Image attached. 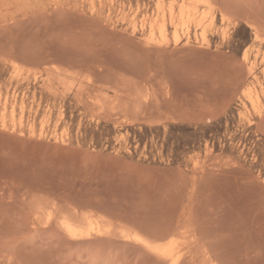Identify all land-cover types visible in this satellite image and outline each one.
<instances>
[{
	"label": "rangeland",
	"instance_id": "1",
	"mask_svg": "<svg viewBox=\"0 0 264 264\" xmlns=\"http://www.w3.org/2000/svg\"><path fill=\"white\" fill-rule=\"evenodd\" d=\"M0 264H264V0H0Z\"/></svg>",
	"mask_w": 264,
	"mask_h": 264
},
{
	"label": "bare ground",
	"instance_id": "2",
	"mask_svg": "<svg viewBox=\"0 0 264 264\" xmlns=\"http://www.w3.org/2000/svg\"><path fill=\"white\" fill-rule=\"evenodd\" d=\"M190 6V5H189ZM172 7V6H171ZM184 8V7H183ZM173 10V9H172ZM184 11H185V9H184ZM248 55V54H247ZM248 62H249V60H248ZM253 64V63H252ZM255 85V84H254ZM255 100V99H254ZM258 101L260 102V99H257L256 100V102H254L255 103V105H258ZM253 104V103H252ZM261 110V109H260ZM65 226H66V228L69 230V231H71V232H75V231H77L76 230V228L73 226V224H71V222L69 223V221L67 222H65ZM75 233H77V232H75ZM75 235V234H74ZM138 238H141V237H138ZM168 247V246H167ZM169 249V248H168ZM169 251V250H168ZM169 253V252H168ZM171 253H172V251H171ZM172 255V254H171ZM168 256V255H167Z\"/></svg>",
	"mask_w": 264,
	"mask_h": 264
}]
</instances>
